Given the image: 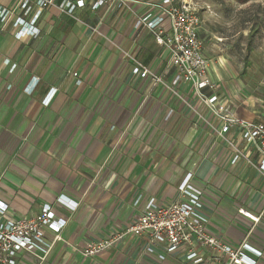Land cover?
Returning <instances> with one entry per match:
<instances>
[{"label":"crops","instance_id":"0c3cea01","mask_svg":"<svg viewBox=\"0 0 264 264\" xmlns=\"http://www.w3.org/2000/svg\"><path fill=\"white\" fill-rule=\"evenodd\" d=\"M131 1L87 4L73 16L46 8L37 37L16 36L17 12L7 22L0 17V199L10 217H31L49 204L63 223L46 260L21 252L18 264H192L183 248L164 260L147 254L144 237L127 231L140 213L139 195L175 200L189 172L204 190L208 232L234 245L247 239L263 252L250 255L264 264L260 153L231 127L225 137L242 151L233 163L235 148L212 127L219 119L189 86L173 91L132 72L139 61L167 84L173 78L168 50L138 24L149 13L165 16L171 0ZM17 4L0 0L2 8ZM230 109L238 117L263 115ZM56 237L47 232L50 241ZM112 239L92 255L80 251ZM196 249L207 257L201 264H213L211 249Z\"/></svg>","mask_w":264,"mask_h":264},{"label":"built area","instance_id":"2783aa9c","mask_svg":"<svg viewBox=\"0 0 264 264\" xmlns=\"http://www.w3.org/2000/svg\"><path fill=\"white\" fill-rule=\"evenodd\" d=\"M131 2V0H18V4L12 8L0 7V17L2 22H7L17 12L19 15L13 22V26L17 28L16 36L37 37L40 35V29L36 23L46 8L53 6L73 16L76 9L84 8L87 4H91L92 9L102 5L122 8ZM171 2V8L165 16L153 18L152 13H149L138 19V24L145 25L151 30L156 42L168 50L169 68L173 70L171 82L167 84L161 75L139 61H135L132 72L141 78L150 77L152 81L166 85L173 91L183 85L189 86L219 119L220 127L215 125L212 127L220 137L226 138L225 134L231 127H235L240 139L254 144L261 155L259 168L264 173V113L260 119L238 117L230 111V107L220 105L219 96L212 92L216 84L211 75L210 62L205 56L204 39L200 34L202 25L200 12L192 0ZM165 24L169 27L166 28ZM33 88L29 89L30 92ZM226 141L236 150L232 158V162L235 163L242 156V151L238 149L233 138H226ZM192 178L193 174L187 173L178 186V197L169 202H160L155 196L144 200L139 195L134 204L140 207V213L127 231L143 236L146 240L145 252L149 255L156 254L160 260L183 248L186 250L188 261L192 264H201L207 257L202 249H196L197 244L213 251L214 255L211 258L213 264H257V259L250 253L261 257L263 252L252 246L247 239L234 245L208 232L207 225L210 219L206 210L204 190L196 186ZM67 199L60 196L58 201L74 209L75 206ZM8 211V204L0 199V264H18L17 258L21 252L34 255L40 262L46 260L55 241L62 239L59 233L63 227V223L55 220L50 205H43L41 212L31 218L10 217L7 215ZM239 211L255 221L258 219L244 209ZM47 232L55 233L56 239L50 241ZM115 240L91 241L80 251L84 255H92L110 247Z\"/></svg>","mask_w":264,"mask_h":264},{"label":"rangeland","instance_id":"374dc122","mask_svg":"<svg viewBox=\"0 0 264 264\" xmlns=\"http://www.w3.org/2000/svg\"><path fill=\"white\" fill-rule=\"evenodd\" d=\"M192 2L202 17L200 34L216 84L212 92L230 108L263 114L264 0Z\"/></svg>","mask_w":264,"mask_h":264}]
</instances>
